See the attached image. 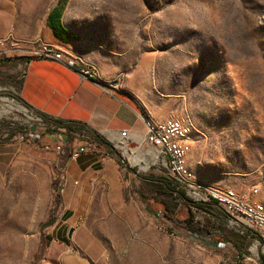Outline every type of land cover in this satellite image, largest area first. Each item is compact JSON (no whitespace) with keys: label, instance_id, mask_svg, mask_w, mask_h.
Here are the masks:
<instances>
[{"label":"rangeland","instance_id":"374dc122","mask_svg":"<svg viewBox=\"0 0 264 264\" xmlns=\"http://www.w3.org/2000/svg\"><path fill=\"white\" fill-rule=\"evenodd\" d=\"M72 1L85 33L154 54L146 102L162 120L147 119L175 113L184 162L167 177L133 159L144 136L95 144L22 102L54 0H0V264H264L256 231L242 251L228 232L245 227L228 216L138 193L139 176L161 175L193 200L207 187L264 211V0ZM80 143L87 151L74 157ZM81 159L104 168L82 171Z\"/></svg>","mask_w":264,"mask_h":264},{"label":"crops","instance_id":"0c3cea01","mask_svg":"<svg viewBox=\"0 0 264 264\" xmlns=\"http://www.w3.org/2000/svg\"><path fill=\"white\" fill-rule=\"evenodd\" d=\"M49 12L43 34L46 44L69 58H77V63H86V60L95 65L105 79L118 74L122 79L119 87L109 94L92 81L79 79L74 70L59 60L32 57L20 83L21 101L47 118L84 124L107 139L116 138L119 142L125 136L127 140H141L147 121L162 120L146 102L152 96L147 68L154 54L132 52L128 43L114 42L95 31L85 33L74 23L81 9L72 0H54ZM80 165L84 166L82 171L97 166L98 170L104 168L84 159ZM67 215L69 218L70 212L66 210L63 217Z\"/></svg>","mask_w":264,"mask_h":264},{"label":"built area","instance_id":"2783aa9c","mask_svg":"<svg viewBox=\"0 0 264 264\" xmlns=\"http://www.w3.org/2000/svg\"><path fill=\"white\" fill-rule=\"evenodd\" d=\"M40 56L61 61L67 67L74 70L79 79L92 81L106 93L112 94L113 89L119 87L118 79H104L99 74L95 65L77 63V58H69L63 53L56 52V48L49 44L45 43L43 45ZM175 123L177 122L174 113L163 121L145 124L144 142L147 146L157 149L154 165H157L167 177H175L178 174L176 171V160L171 159V151H178L184 155V150H174V143L177 141ZM74 133L97 144L92 136L85 134L83 131ZM86 151L87 148L84 146V143H80L74 149L73 156L76 157ZM191 187L195 190L194 192L199 191V186H196L194 183H192ZM201 200H212L230 219L242 224L245 228L256 231L264 241V216H258L257 202L249 199L248 194L238 193L236 196H228L227 194L217 195L216 193L209 192V188L206 187L205 197H202Z\"/></svg>","mask_w":264,"mask_h":264},{"label":"trees","instance_id":"16d2710c","mask_svg":"<svg viewBox=\"0 0 264 264\" xmlns=\"http://www.w3.org/2000/svg\"><path fill=\"white\" fill-rule=\"evenodd\" d=\"M56 7V6H55ZM55 7L49 12V15H51L52 11L55 9ZM51 119L56 125L63 126L65 128H68L70 130L74 131H86L88 132L93 138L97 139L99 142H104V137L97 134L95 131L88 129L84 124H79L75 122L70 121H60L57 119L49 118ZM140 180L143 183V187H141L138 190L139 196L141 198L147 197V192L144 191V189H147L150 192H155L158 194H161L163 196H171L174 198H178L188 209H191L192 207H195L197 209L209 212L211 210H216L218 215L222 218L227 217V214L218 206L215 204V202L211 201H203V200H193L189 198L184 190L179 186V183L176 182L173 179H169L165 176H139ZM188 226L191 229H195L193 227V219L191 216L187 217ZM228 236L231 237L233 244L238 249L244 251L246 250V246L248 243V240L251 236H258V234L249 229L244 228V230L241 231H229ZM264 243V241L262 240Z\"/></svg>","mask_w":264,"mask_h":264},{"label":"bare ground","instance_id":"6f19581e","mask_svg":"<svg viewBox=\"0 0 264 264\" xmlns=\"http://www.w3.org/2000/svg\"><path fill=\"white\" fill-rule=\"evenodd\" d=\"M88 64V63H86ZM146 124H154V120H149L147 121ZM175 133L177 136V141H175L174 143V150H184V147L181 144V125L177 122L175 123ZM125 140L127 141V138L125 137ZM144 141V139H142L140 141L139 146L137 147V150H132L133 152L130 153L132 154V156H134L135 158H133L134 160H136L135 162H139L141 156H139L138 154L135 155V152H140L143 154V162L144 164H146L147 167H149L150 165H154L155 163V154L157 152V149L152 147V146H148V147H143L142 142ZM124 147H127V143L124 144ZM184 157H185V150H184V155L180 154V152L178 151H171V159L172 160H176V171L179 172L181 170V167L183 165L184 162ZM138 158V159H137ZM146 168V167H145ZM209 192L211 193H216L217 195H225L227 194L228 196H235L233 193L231 192H224V191H219V190H209ZM258 216H264V211L258 210Z\"/></svg>","mask_w":264,"mask_h":264}]
</instances>
